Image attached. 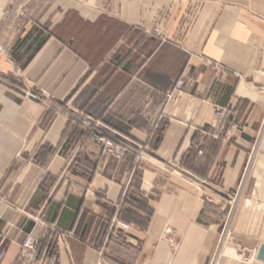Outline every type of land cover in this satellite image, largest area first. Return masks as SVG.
Segmentation results:
<instances>
[{
    "label": "crops",
    "instance_id": "0c3cea01",
    "mask_svg": "<svg viewBox=\"0 0 264 264\" xmlns=\"http://www.w3.org/2000/svg\"><path fill=\"white\" fill-rule=\"evenodd\" d=\"M9 45L3 264H264V0H52Z\"/></svg>",
    "mask_w": 264,
    "mask_h": 264
},
{
    "label": "built area",
    "instance_id": "2783aa9c",
    "mask_svg": "<svg viewBox=\"0 0 264 264\" xmlns=\"http://www.w3.org/2000/svg\"><path fill=\"white\" fill-rule=\"evenodd\" d=\"M186 82L183 78L178 79L174 86L164 93L163 104H167L169 102L179 101L182 92L184 91ZM32 97H36L34 94H31ZM217 116L220 119L224 117L225 111L222 107H217ZM102 148L103 150L110 154L115 158H122L128 152V146L123 143L116 142L114 140L109 139L98 130H93L91 136ZM205 180L199 179L198 185H203ZM38 244L37 242L31 237L28 236L22 244V250L19 257L18 264H44L43 258L40 257L38 252ZM7 256V249L4 245V240L0 242V264H3Z\"/></svg>",
    "mask_w": 264,
    "mask_h": 264
},
{
    "label": "rangeland",
    "instance_id": "374dc122",
    "mask_svg": "<svg viewBox=\"0 0 264 264\" xmlns=\"http://www.w3.org/2000/svg\"><path fill=\"white\" fill-rule=\"evenodd\" d=\"M52 0H0V54L10 46L11 33L23 21L36 17ZM226 232L223 241L228 237Z\"/></svg>",
    "mask_w": 264,
    "mask_h": 264
},
{
    "label": "water",
    "instance_id": "95a60500",
    "mask_svg": "<svg viewBox=\"0 0 264 264\" xmlns=\"http://www.w3.org/2000/svg\"><path fill=\"white\" fill-rule=\"evenodd\" d=\"M257 258L264 261V243H262L257 251Z\"/></svg>",
    "mask_w": 264,
    "mask_h": 264
}]
</instances>
